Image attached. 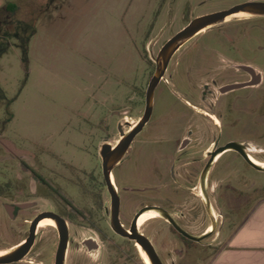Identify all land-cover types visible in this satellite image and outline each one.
Listing matches in <instances>:
<instances>
[{
  "label": "rangeland",
  "instance_id": "374dc122",
  "mask_svg": "<svg viewBox=\"0 0 264 264\" xmlns=\"http://www.w3.org/2000/svg\"><path fill=\"white\" fill-rule=\"evenodd\" d=\"M250 1L0 0L1 253L16 244L15 234L24 238L17 222L6 232L4 204L9 200L2 195L5 183L21 175L17 159L26 155L54 164L57 155L78 167L92 166L99 146L120 139L118 125L128 132L143 117L163 46L193 19ZM248 18L210 27L174 55L165 74L170 84L157 88L152 119L135 140L146 146L140 152L143 161L153 154L154 144L174 148L188 121L196 129L192 137L207 141L206 150L221 136V143L248 144V153L264 163V18ZM238 65L258 69L262 84L226 94L214 114L200 101L203 86L214 90L246 80L247 75L231 68ZM217 98L215 92L212 99ZM182 101L196 107L192 116ZM191 186L201 194L198 183ZM65 190L79 200L77 192ZM206 191L216 231L203 242H185L163 222L140 228L166 264H205L219 252L229 228L264 200V172L228 151L214 163ZM8 195L19 201L36 197L16 191ZM203 198L186 200L187 208L200 209L199 223L189 227L196 236L213 224L204 215ZM39 202L35 214L53 206ZM51 228L39 231L35 252L41 264H52Z\"/></svg>",
  "mask_w": 264,
  "mask_h": 264
},
{
  "label": "flooded vegetation",
  "instance_id": "af4514ba",
  "mask_svg": "<svg viewBox=\"0 0 264 264\" xmlns=\"http://www.w3.org/2000/svg\"><path fill=\"white\" fill-rule=\"evenodd\" d=\"M251 2L259 1L252 0ZM252 17L264 18V16ZM247 20H250V18H247ZM231 68L241 71L237 67L231 66ZM241 72L247 75L248 78L246 80H234L232 84L252 81V76L243 71ZM163 82L166 85L170 84V81L166 80L164 76L158 87ZM261 84L262 82L257 86H251V88H256ZM187 87L188 90L191 89L190 85ZM220 88L222 87L216 88L214 91L207 84L203 86L200 96L201 103L214 114L220 108L222 97L230 93L221 94L219 92ZM215 92L220 94V98H217V101L214 102L212 97ZM183 104L192 113V116V109L196 107L192 106L189 101H184ZM210 117L214 120L213 116ZM137 124L130 127L128 132L124 131L123 128L122 130L125 134H128ZM186 125L187 127L180 131L174 148L167 150V145L154 144L152 146L153 154L148 156L147 161H143V155L140 154L146 146L135 144L136 138L143 131L137 135L126 154L112 169V180L119 201L117 211L114 210L113 194L110 192L105 180L104 158L101 155V150L105 144H109L113 150L117 148L122 141L120 130L122 125L117 127L121 136L118 142L115 145L105 142L101 148L99 146L95 163L92 166L78 167L57 155H54V164L30 158L26 155L20 156L17 159V168L20 169L21 175L16 178V181L10 182L8 180L5 183L2 195L6 200H9L4 204L7 215L6 232L9 231L8 227L11 223L17 222L24 238H17L18 234H15L12 242H16V244L5 253L14 251L28 242L32 224L37 217L44 213H49L50 216L59 219L63 223V231L68 243L65 264H147L141 247L136 244L134 239L126 235L132 234L134 223H138V231L146 237L148 236L140 230L146 223L151 225L153 220L166 223L179 238L188 242L189 239L178 233L162 215H170L184 230L194 235L189 227L199 223L201 213L197 205L187 208L186 200L187 198L194 199L203 195L204 215L206 219L213 223L212 217H216V215L209 206L210 198H208L206 190L212 167L220 156L207 170L205 186H203L204 173L210 164L212 153L231 141L221 143L222 137L220 136L214 141V148L206 150L207 141L193 138L196 129H191L192 126L189 125L188 121ZM188 127L190 129L187 130ZM237 155L240 156L239 153ZM250 157L254 162L263 163L251 155ZM12 183H16V186H13ZM195 183L199 184L201 194L197 192V187L191 186ZM64 188L77 192L79 200L77 201L69 196ZM11 191L20 194H34L36 197L32 201H19L18 198L9 197L8 194ZM39 200L52 202V208L35 214L36 208L40 205ZM145 216L148 217L143 221ZM44 221L37 227L34 243L24 258L11 264H41L36 258L35 247ZM114 221H118L125 235L115 231ZM211 226L209 231L206 229L199 236L208 235L207 238H210L216 231V229H213V224ZM48 227H53L49 231V238H52L54 243L52 264H56L61 230L54 224ZM154 247L162 263L166 264L155 245Z\"/></svg>",
  "mask_w": 264,
  "mask_h": 264
},
{
  "label": "water",
  "instance_id": "95a60500",
  "mask_svg": "<svg viewBox=\"0 0 264 264\" xmlns=\"http://www.w3.org/2000/svg\"><path fill=\"white\" fill-rule=\"evenodd\" d=\"M242 12L250 14L251 16H264V2H245L227 10L199 16L193 19L184 29H182L173 38H171L159 52L158 56L155 59L156 70L146 92V108L141 121L128 134H125L123 132L122 126L120 127L122 141L116 149L113 150L109 144H105L102 146L101 155L104 158V175L109 190L113 194L114 210L117 211L119 201L118 197H116V190L112 180V169L119 162L121 157L126 154V151L128 150L133 140L137 137V135L140 134L145 128V126L151 121L154 111L155 91L160 82L163 80L172 58L188 41H190L202 31L210 27L219 25L225 22L228 17ZM236 67L241 71L252 76V81L247 83H234L225 85L219 89V92L221 94H225L245 87L257 86L262 82V73L255 67H252L250 65H238ZM248 150V144L235 141L229 142L226 145L218 148L214 153H212L210 164L204 173L203 186H205L207 170L209 169L211 164L219 156L223 155L228 151H234L239 153L240 156L247 162V164H249L251 167H253L259 172H264V167L259 166L253 162L250 157V154L248 153ZM162 216L169 221V223L174 227V229L178 233L193 242L201 243L208 237V235L194 236L184 230L170 215L163 214ZM44 219H52L61 230V239L57 251L56 264H65L68 243L67 237L63 231V223L59 219L57 220L53 216H50L49 213H44L37 217V219L32 224L30 231V239L28 240V242L24 246L9 253H5L3 256H0V264L16 263L24 258V256L27 254V252L34 243L37 227ZM212 220L213 229H216L214 216L212 217ZM113 225L116 232L125 235L118 221H114ZM131 232V235H126L136 241V244L142 248V250L147 255L148 259L150 260L151 264H163L151 240L138 231V223H134Z\"/></svg>",
  "mask_w": 264,
  "mask_h": 264
},
{
  "label": "crops",
  "instance_id": "0c3cea01",
  "mask_svg": "<svg viewBox=\"0 0 264 264\" xmlns=\"http://www.w3.org/2000/svg\"><path fill=\"white\" fill-rule=\"evenodd\" d=\"M226 238L224 247L205 264H264V200L231 226Z\"/></svg>",
  "mask_w": 264,
  "mask_h": 264
},
{
  "label": "bare ground",
  "instance_id": "6f19581e",
  "mask_svg": "<svg viewBox=\"0 0 264 264\" xmlns=\"http://www.w3.org/2000/svg\"><path fill=\"white\" fill-rule=\"evenodd\" d=\"M248 17H251L250 14H247V13H239V14H235V15H232L230 17H228V19L226 21H229V20H232V19H244V18H248ZM254 162V161H253ZM256 163L257 165L259 166H262L264 167V163H257V162H254ZM159 215V214H158ZM148 217V216H147ZM146 216L144 217L143 221L147 218ZM45 220V221H44ZM44 223L42 224V228H45V227H48L52 224H54L56 226V223L52 220V219H44ZM41 224V223H40ZM142 249V248H141ZM143 254H144V257H145V261L147 264H151L150 263V260L148 259L147 255L145 254V252L142 250ZM5 253H1L0 252V256H3Z\"/></svg>",
  "mask_w": 264,
  "mask_h": 264
},
{
  "label": "trees",
  "instance_id": "16d2710c",
  "mask_svg": "<svg viewBox=\"0 0 264 264\" xmlns=\"http://www.w3.org/2000/svg\"><path fill=\"white\" fill-rule=\"evenodd\" d=\"M188 242H191V241H189V240H187ZM192 243V242H191Z\"/></svg>",
  "mask_w": 264,
  "mask_h": 264
}]
</instances>
